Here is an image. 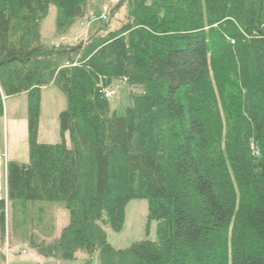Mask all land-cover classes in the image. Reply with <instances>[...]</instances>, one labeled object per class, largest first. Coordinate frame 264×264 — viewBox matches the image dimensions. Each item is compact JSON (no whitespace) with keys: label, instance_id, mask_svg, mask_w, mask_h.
Here are the masks:
<instances>
[{"label":"trees","instance_id":"obj_1","mask_svg":"<svg viewBox=\"0 0 264 264\" xmlns=\"http://www.w3.org/2000/svg\"><path fill=\"white\" fill-rule=\"evenodd\" d=\"M87 1L0 0V116L2 98L26 95L29 156L6 162V200L68 213L57 238L32 246L84 264L94 253L100 264H264V0H122L116 27L74 47L41 43L50 6L63 35ZM113 81L140 90L120 115L105 98ZM49 86L64 96L70 146L37 142ZM132 200L146 201L157 240L116 251L103 226L119 232Z\"/></svg>","mask_w":264,"mask_h":264},{"label":"rangeland","instance_id":"obj_2","mask_svg":"<svg viewBox=\"0 0 264 264\" xmlns=\"http://www.w3.org/2000/svg\"><path fill=\"white\" fill-rule=\"evenodd\" d=\"M122 0H88L86 12L63 35L55 30L56 8L50 6L46 17L40 23V41L49 46L74 47L87 40L90 32L108 25L114 28L124 20V9L118 6ZM105 16V20L102 19ZM111 110L120 115L128 104V96L140 93L138 88H129L113 81L110 89ZM66 107L62 93L55 87L43 88L40 92V116L38 124V144H59L64 140L70 146L68 133L63 138L59 132L58 115ZM0 158L4 162L28 164L27 142V97L19 95L2 98L0 116ZM2 205V208H1ZM0 205V264H84L85 256L77 253V260L65 262L45 258L39 254L32 242L48 243L40 239L41 228L52 238L58 237L67 225L68 213L62 204L48 202L7 201ZM145 200H132L125 208L124 223L119 232L103 226L106 240L114 250H124L141 241L157 240L155 221H148ZM1 220L3 224H1ZM42 227H38V223ZM89 264H100L98 253L89 259Z\"/></svg>","mask_w":264,"mask_h":264},{"label":"crops","instance_id":"obj_3","mask_svg":"<svg viewBox=\"0 0 264 264\" xmlns=\"http://www.w3.org/2000/svg\"><path fill=\"white\" fill-rule=\"evenodd\" d=\"M5 167H6V162L2 161L0 158V205L4 202V200H6V174H5ZM1 210V208H0ZM1 216V214H0ZM38 227L41 228L42 226L40 224H42L41 222L38 223ZM43 225V224H42ZM43 230V232H41V237L40 239H45V241H50L53 240L51 234H47V230L41 228V231ZM0 236H1V232H0ZM57 238V237H55ZM54 238V239H55Z\"/></svg>","mask_w":264,"mask_h":264},{"label":"built area","instance_id":"obj_4","mask_svg":"<svg viewBox=\"0 0 264 264\" xmlns=\"http://www.w3.org/2000/svg\"><path fill=\"white\" fill-rule=\"evenodd\" d=\"M102 19L105 20V16H102ZM56 48L58 47L57 45L55 46ZM111 97V93L110 92H106L105 94V98L109 99ZM255 155H257V153H254Z\"/></svg>","mask_w":264,"mask_h":264}]
</instances>
